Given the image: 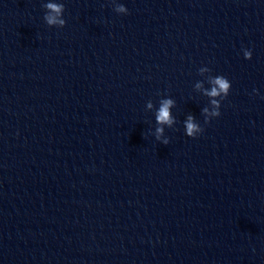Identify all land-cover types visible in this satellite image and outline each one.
<instances>
[{
  "label": "clouds",
  "instance_id": "9594fccd",
  "mask_svg": "<svg viewBox=\"0 0 264 264\" xmlns=\"http://www.w3.org/2000/svg\"><path fill=\"white\" fill-rule=\"evenodd\" d=\"M45 7L49 10V14L45 17L46 21L49 25H56L59 24L63 26L65 24V20L58 19V17L61 15V13L64 10V5L61 3H47ZM117 12L125 13L127 14L128 9L124 5H119L115 9ZM252 53L250 50H244V58L245 59H251ZM210 83L213 85L210 91L206 92V95L210 97H217L222 96V98L227 97L229 94V89L231 87L230 82L223 76H216L215 78L211 79ZM199 87V85H198ZM212 105L214 106V110L210 113L213 117H218L220 115V104L217 102V100L213 99L211 101ZM172 105L171 100H166L162 103L161 107L159 108L158 114H157V122L160 124H168L171 126L173 123V120L170 115V106ZM151 107V105H149ZM205 113L208 112L207 109H204ZM186 130H187V136L195 138L196 133H202L203 129L200 128L197 124L193 122V118L190 116L186 122ZM163 132L162 128L157 129V133L160 134ZM165 144L168 143V141H164Z\"/></svg>",
  "mask_w": 264,
  "mask_h": 264
}]
</instances>
